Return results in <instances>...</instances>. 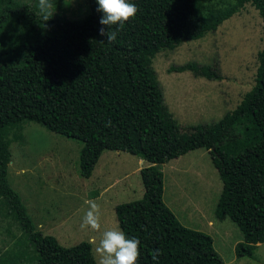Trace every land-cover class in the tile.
<instances>
[{
    "label": "trees",
    "instance_id": "trees-1",
    "mask_svg": "<svg viewBox=\"0 0 264 264\" xmlns=\"http://www.w3.org/2000/svg\"><path fill=\"white\" fill-rule=\"evenodd\" d=\"M129 2L139 11L108 44L100 42L96 0H86L89 13L81 19L49 13L47 21L35 4L0 0V200L25 234L36 264H97L89 242L63 247L36 230L8 181L9 136L34 122L82 143V178L91 177L104 151L149 164L139 171L141 199L114 208L119 229L140 240L138 264H223L212 238L182 225L163 201L158 165L204 149L222 183L214 216L229 219L241 232L235 256L253 258L264 243V47L252 88L212 124L177 123L163 102L152 60L160 51L215 32L247 4L264 24V0ZM186 71L222 79L216 68L195 62L168 69ZM157 249L161 254L154 261Z\"/></svg>",
    "mask_w": 264,
    "mask_h": 264
},
{
    "label": "rangeland",
    "instance_id": "rangeland-1",
    "mask_svg": "<svg viewBox=\"0 0 264 264\" xmlns=\"http://www.w3.org/2000/svg\"><path fill=\"white\" fill-rule=\"evenodd\" d=\"M21 1L38 6V0ZM230 1L203 0L207 5ZM51 2L49 13L54 17L78 20L89 13L86 0ZM263 47L264 24L247 4L215 32L156 54L152 68L163 91V102L177 123L212 124L233 110L254 85L258 53ZM188 62L216 68L222 79L207 80L188 71L168 72L170 67ZM9 138L8 181L20 195L36 230L55 237L63 247L89 242L93 235L80 228L87 210L85 199L99 204L103 230L118 227L116 205L137 201L143 195L139 171L149 164L138 157L104 151L91 177L85 179L79 174L81 142L34 122H25L18 135ZM158 167L163 173L164 203L182 225L212 238L223 264H264V243L257 245L253 258H237L234 248L242 241L241 232L229 219L215 218L222 183L207 151L194 150ZM12 262L36 264V254L0 200V264Z\"/></svg>",
    "mask_w": 264,
    "mask_h": 264
},
{
    "label": "clouds",
    "instance_id": "clouds-1",
    "mask_svg": "<svg viewBox=\"0 0 264 264\" xmlns=\"http://www.w3.org/2000/svg\"><path fill=\"white\" fill-rule=\"evenodd\" d=\"M97 11L102 13L99 23L103 26L99 35L103 37L100 42L112 44L117 39V34L123 29L126 22L134 18L139 9L136 4L129 0H96ZM53 7L51 0H38V9L43 19H49V10ZM113 26H118L113 30ZM26 172V169H21ZM87 205L81 223V230L91 231L89 243L97 264H138L140 255L138 238H128L118 227L104 228L101 224V210L95 200L85 199ZM99 233V235H95ZM161 254L157 249L153 252V260H157Z\"/></svg>",
    "mask_w": 264,
    "mask_h": 264
},
{
    "label": "crops",
    "instance_id": "crops-1",
    "mask_svg": "<svg viewBox=\"0 0 264 264\" xmlns=\"http://www.w3.org/2000/svg\"><path fill=\"white\" fill-rule=\"evenodd\" d=\"M102 155V154H101Z\"/></svg>",
    "mask_w": 264,
    "mask_h": 264
}]
</instances>
